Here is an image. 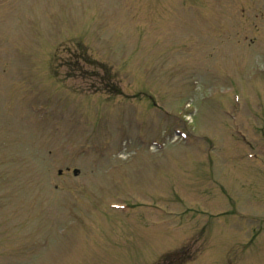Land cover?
I'll return each mask as SVG.
<instances>
[{
    "label": "rangeland",
    "instance_id": "1",
    "mask_svg": "<svg viewBox=\"0 0 264 264\" xmlns=\"http://www.w3.org/2000/svg\"><path fill=\"white\" fill-rule=\"evenodd\" d=\"M247 1L0 0V264H15L9 258L15 254L24 264L29 250L32 258L41 253L37 264H124L177 243L181 231L175 227L185 216L163 215L150 224L153 216L148 219L143 211L149 204L163 209L169 201L176 208L227 210L228 199L218 207L203 191L192 189L187 198L178 187L188 178L186 170L201 173L203 158L215 162L213 174L226 170L233 176L230 185L240 207L235 223L221 217L225 243L219 240V247L188 264H264V154L251 140L253 132L264 137V0L249 10ZM149 17L146 37L138 22ZM231 30L239 31L240 43ZM123 32L128 39L120 45ZM79 36L93 42L104 58L126 61L116 77H125V89L134 98L151 97L162 109H147L148 104L133 99L124 103L129 95L123 94L107 104L120 112L98 110L107 95H99L98 104L92 97L83 99L78 93L88 79L77 77L72 79L81 97L76 102L82 101L80 109L89 116L82 115L69 88L49 77L47 65L41 64L42 53L53 54L61 42L66 41L60 49ZM177 43L181 47L174 48ZM109 44H116L110 45L113 54L104 55ZM186 112H192L187 126L193 139L187 145L172 143L180 140L172 134L164 139L170 143L164 149L150 148L166 120H182ZM67 116H73L72 123L66 124ZM237 124L244 126L251 145L227 135V130H238ZM123 136L129 138L128 158L118 155ZM83 143L88 156L77 157L75 148ZM251 146L259 159L248 157ZM95 157L99 169L88 173L90 197L81 218L71 223L76 213L70 212L68 221V206L86 190L83 177L89 167L81 158L91 162ZM81 162L87 167L82 169ZM67 166L79 167L81 174L59 176L58 168ZM205 186L207 193L214 192ZM42 187L48 196L43 207L38 206L41 197L34 199ZM120 199L125 203L121 211L110 205ZM17 224L12 233L5 228Z\"/></svg>",
    "mask_w": 264,
    "mask_h": 264
}]
</instances>
